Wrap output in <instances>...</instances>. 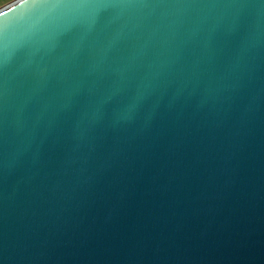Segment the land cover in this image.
<instances>
[{
  "label": "water",
  "instance_id": "95a60500",
  "mask_svg": "<svg viewBox=\"0 0 264 264\" xmlns=\"http://www.w3.org/2000/svg\"><path fill=\"white\" fill-rule=\"evenodd\" d=\"M0 264H264V0L1 8Z\"/></svg>",
  "mask_w": 264,
  "mask_h": 264
},
{
  "label": "crops",
  "instance_id": "0c3cea01",
  "mask_svg": "<svg viewBox=\"0 0 264 264\" xmlns=\"http://www.w3.org/2000/svg\"><path fill=\"white\" fill-rule=\"evenodd\" d=\"M16 0H0V9L7 6L8 4L14 2Z\"/></svg>",
  "mask_w": 264,
  "mask_h": 264
}]
</instances>
